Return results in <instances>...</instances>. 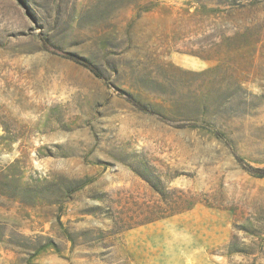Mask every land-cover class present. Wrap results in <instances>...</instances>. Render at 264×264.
<instances>
[{
  "label": "rangeland",
  "instance_id": "rangeland-1",
  "mask_svg": "<svg viewBox=\"0 0 264 264\" xmlns=\"http://www.w3.org/2000/svg\"><path fill=\"white\" fill-rule=\"evenodd\" d=\"M248 167L264 0H0V264H264Z\"/></svg>",
  "mask_w": 264,
  "mask_h": 264
},
{
  "label": "trees",
  "instance_id": "trees-1",
  "mask_svg": "<svg viewBox=\"0 0 264 264\" xmlns=\"http://www.w3.org/2000/svg\"><path fill=\"white\" fill-rule=\"evenodd\" d=\"M47 48H50V50H52L55 53L60 54L63 57L69 58L75 62H77L78 64L86 67L87 69H89L95 76L99 77V78H103V74L100 70V68L90 59L85 58L83 56H80L78 54L69 52V51H60L59 49L55 48V47H50L48 45V43H46ZM250 172H252L253 174H255L256 176H260V177H264V168H255V167H248L247 168Z\"/></svg>",
  "mask_w": 264,
  "mask_h": 264
}]
</instances>
